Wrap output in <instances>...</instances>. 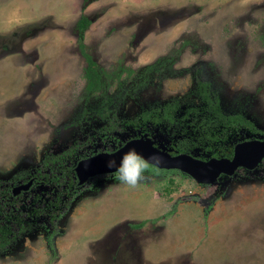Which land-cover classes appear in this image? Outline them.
<instances>
[{
	"label": "rangeland",
	"instance_id": "374dc122",
	"mask_svg": "<svg viewBox=\"0 0 264 264\" xmlns=\"http://www.w3.org/2000/svg\"><path fill=\"white\" fill-rule=\"evenodd\" d=\"M83 16L85 51L106 73L95 94L84 78ZM200 81L224 113L260 131L248 137L264 139V0H0V186L27 182L47 156L110 120L116 141L96 138L88 150L141 136L210 158L214 144L189 112L203 111ZM170 102L180 106L173 125L126 124ZM145 176L135 187L117 173L90 180L53 236L39 217L0 264H264V164L213 185L150 166Z\"/></svg>",
	"mask_w": 264,
	"mask_h": 264
},
{
	"label": "trees",
	"instance_id": "16d2710c",
	"mask_svg": "<svg viewBox=\"0 0 264 264\" xmlns=\"http://www.w3.org/2000/svg\"><path fill=\"white\" fill-rule=\"evenodd\" d=\"M90 23L91 21L83 16L79 20L78 28L80 48L87 61L84 75L87 83L86 89L89 94H95L104 91L107 81L105 80L106 73L99 70L92 56L85 51L84 37ZM200 92L204 102L203 111L199 113L198 109L192 108L189 112L194 111L199 116L198 123L201 126L203 138L210 139V142L214 144L211 157L231 158L237 142L250 139L248 134L260 133V131L242 115L224 113L219 98L212 96L204 81H200ZM104 94L107 96L106 92ZM179 108L177 102L166 103L163 106L144 111L137 119L129 120L126 124L132 126L136 131L142 132H146L149 125L168 124L171 126L177 121L176 114ZM106 112V110L104 112L98 110L96 115L104 118ZM117 127L118 125L110 120L100 127L99 132L92 137L93 139L85 142L75 141L63 151L47 156L42 168L37 170L35 176L40 184H44L50 189L44 195L34 196L31 202L29 200V203L26 202L27 200L21 196L15 197L11 192L12 187L0 186V252L28 231L33 222L42 215L49 218L50 224L54 227L52 236L55 234L58 221L69 209L80 190L75 174L77 162L87 155L99 152L95 149H89V151L85 145L90 144L96 138H101L106 141L105 143L116 141ZM114 147L117 145L114 144ZM114 149L116 148L108 147L104 151ZM88 152L90 153L88 154ZM170 152L176 154V152ZM181 152L183 151L179 150V153Z\"/></svg>",
	"mask_w": 264,
	"mask_h": 264
},
{
	"label": "water",
	"instance_id": "95a60500",
	"mask_svg": "<svg viewBox=\"0 0 264 264\" xmlns=\"http://www.w3.org/2000/svg\"><path fill=\"white\" fill-rule=\"evenodd\" d=\"M130 149H134L141 156L152 160L159 157V166L155 163L151 166L160 170H178L181 171L200 184H216L222 175L233 176L240 168L249 171L256 170L264 161V139H250L236 144L232 158L211 157L207 160L198 158L188 153L173 155L166 151L146 137L133 138L125 142L115 151H105L80 160L75 173L78 184L83 186L90 179L99 175H109L116 173V167H109V162L114 161L119 165L121 157ZM34 180L17 185L13 188V194L19 195L23 191H28L33 185Z\"/></svg>",
	"mask_w": 264,
	"mask_h": 264
},
{
	"label": "clouds",
	"instance_id": "9594fccd",
	"mask_svg": "<svg viewBox=\"0 0 264 264\" xmlns=\"http://www.w3.org/2000/svg\"><path fill=\"white\" fill-rule=\"evenodd\" d=\"M152 163H155V166L158 167L159 157L150 160L141 156L134 149H130L121 157L119 165H115L114 161H110L108 166L116 167L117 179L121 183L135 187L146 178L145 172Z\"/></svg>",
	"mask_w": 264,
	"mask_h": 264
},
{
	"label": "flooded vegetation",
	"instance_id": "af4514ba",
	"mask_svg": "<svg viewBox=\"0 0 264 264\" xmlns=\"http://www.w3.org/2000/svg\"><path fill=\"white\" fill-rule=\"evenodd\" d=\"M141 137V136H140ZM135 138H139V137H135ZM133 139V138H132ZM250 139H257V138H250ZM250 139H247V140H250ZM131 140V139H130ZM129 141V140H128ZM242 141H246V140H241V141H239V142H237L236 144H238V143H240V142H242ZM154 143V142H153ZM155 144V146H157V147H159V145L158 144H156V143H154ZM236 144H235V146H236ZM122 145H120L118 148H120ZM235 146H234V148H235ZM118 148H116V149H114V150H112V151H115V150H117ZM101 152H105V151H101ZM108 152H111V151H108ZM98 153H100V152H98ZM182 153V152H181ZM234 153V152H233ZM95 154H97V153H94V154H92V155H87L86 157H84V158H82V159H85V158H88V157H90V156H93V155H95ZM172 154V153H171ZM176 154H180L179 153V151L178 152H176ZM176 154H173V155H176ZM198 158H200V157H198ZM211 158V157H210ZM222 158V157H221ZM232 158V157H231ZM81 159V160H82ZM201 159H203V158H201ZM207 159H209V158H204V160H207ZM80 161V160H79ZM78 161V162H79ZM77 162V163H78ZM262 164H264V161L260 164V166L262 165ZM77 165V164H76ZM153 167V166H152ZM155 168V167H154ZM157 169V168H156ZM158 170H160V169H158ZM161 171H167V170H161ZM170 171H178V170H170ZM181 172V171H180ZM238 172H249V170H247V169H245V168H240L236 173H238ZM76 174V173H75ZM109 175H111V174H109ZM100 176V175H99ZM77 177V176H76ZM96 177H98V176H96ZM96 177H94V178H96ZM224 177H228V176H226V175H222L220 178H219V180H221L222 178H224ZM94 178H92V179H94ZM34 180V182H33V185L31 186V188L28 190V191H23L22 193H20L19 195H14L13 194V188L14 187H12L11 188V192H12V194L15 196V197H19V196H21L23 199H26L27 201L26 202H28V200H29V202H31L32 201V199H33V197L34 196H36V195H44L45 193H43V194H38V193H36V191L34 190L38 185H40V181L37 179V177L34 175V176H32L28 181H30V180ZM92 179H90V180H92ZM89 180V181H90ZM218 180V181H219ZM27 181V182H28ZM88 181V182H89ZM196 181V180H195ZM217 181V182H218ZM27 182H25V183H27ZM87 182V183H88ZM42 186L44 185V184H41ZM79 185V184H78ZM204 185V184H203ZM45 186V185H44ZM81 187H83V186H80L79 185V188H81ZM46 193H48V192H46ZM28 202V203H29ZM42 216H46V215H42ZM42 216H40V217H42ZM47 217V216H46ZM49 219V218H48ZM50 221V220H49Z\"/></svg>",
	"mask_w": 264,
	"mask_h": 264
}]
</instances>
